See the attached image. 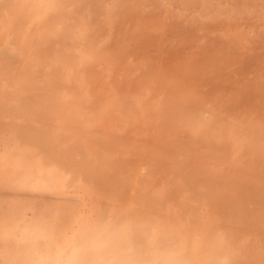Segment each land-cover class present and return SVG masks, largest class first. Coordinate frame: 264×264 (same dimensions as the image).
<instances>
[{"label": "rangeland", "instance_id": "obj_1", "mask_svg": "<svg viewBox=\"0 0 264 264\" xmlns=\"http://www.w3.org/2000/svg\"><path fill=\"white\" fill-rule=\"evenodd\" d=\"M29 1L0 0V264L29 204L72 228L145 220L135 243L172 264H264V0H109L97 32L89 0ZM42 3L58 37L27 73ZM41 151L74 179L24 164Z\"/></svg>", "mask_w": 264, "mask_h": 264}, {"label": "bare ground", "instance_id": "obj_2", "mask_svg": "<svg viewBox=\"0 0 264 264\" xmlns=\"http://www.w3.org/2000/svg\"><path fill=\"white\" fill-rule=\"evenodd\" d=\"M40 1L51 2L54 0ZM151 1L156 8L171 10V8L175 6L173 5L174 0ZM31 2L32 0L27 3L28 6ZM88 2L93 11L97 9L98 11H102L105 5L109 4V0H101L99 4H96L94 0H89ZM42 6L46 9L39 7L41 10L40 13L38 10H28L27 12L29 17H33L31 20L27 21L25 25L26 32L23 36L24 38L22 37V40L26 41L30 46L28 54L25 53L27 48L24 47V44H19L21 51L20 56L27 62V73L30 71L32 73L34 72L35 67H37L35 63L36 57H38L37 54H41L39 53V49L45 41H50V37L54 35V29L50 24V20H53L51 12L48 11V6H45L43 3ZM86 6L87 4H84L75 8V13H81L85 10ZM114 9L115 8L111 9L112 12H115ZM121 9L123 10V8ZM181 9L184 14L187 12V7L184 8L182 6ZM0 18H2V14H0ZM185 23L186 22H183L182 24ZM61 25L64 27L65 23ZM78 35V31H76L73 37H70L75 47L79 46V44L74 41L79 38ZM179 49L182 53L183 51L186 52L187 46L183 44ZM24 53L26 55H23ZM104 68L106 69L107 75L111 74L109 71H112V69ZM69 74L70 78H72V75L74 76V73L69 72ZM64 78H67V76H64ZM84 93H87V91H84ZM6 133L10 134L8 131H6ZM44 156L47 155H45V153L43 154L41 151L40 154L25 160L24 164L32 171L49 169L56 175L64 177V182L74 179L73 175L75 171L66 168L64 163L60 165L61 163H59L57 159H54L56 162L45 163L42 161ZM146 171L147 167L142 166L140 172L145 173ZM32 191L49 194L51 197L58 200L64 199L62 196H54L45 183L37 190L33 189ZM76 196L79 197L78 192L74 195V197ZM29 207L34 211L33 217L28 218V222H31V227H24L22 229L19 226H17V228L14 226L9 232L5 233L4 239L11 245V248L5 249L4 253L6 254L4 255L11 258L10 264H172V260H170L168 254L160 258H156L153 255V252L157 251L158 248L152 249V245L143 246L135 243V241H137L135 240L136 231L141 228L144 230L147 229L144 225L146 223L145 220L143 221L144 223L138 224L140 221H136L135 219H123L121 221H116V223L112 225H106L104 229L99 221L93 223L84 222L81 225L79 224L77 228H72V225L78 221L79 215H76L75 218H72L71 221L66 222V224L59 225V223L54 221L52 216L50 217L51 219L48 217L43 219L40 218L33 204H29ZM67 223L71 224L69 225ZM71 228L72 232L69 234L67 231ZM19 232H21V234L18 236ZM170 238H172V236L168 235V238L164 240L169 241ZM41 240L42 242H40ZM10 241L12 242L9 243ZM3 242V245L7 244L5 241ZM30 245L34 247H30ZM12 246H17L22 249L16 254ZM174 253L175 251L171 252V254ZM226 259L227 255L222 254L221 257H216L213 260V264L224 263Z\"/></svg>", "mask_w": 264, "mask_h": 264}, {"label": "crops", "instance_id": "obj_3", "mask_svg": "<svg viewBox=\"0 0 264 264\" xmlns=\"http://www.w3.org/2000/svg\"><path fill=\"white\" fill-rule=\"evenodd\" d=\"M94 2L96 3V4H99L100 2H101V0H94ZM100 14H102V11H100ZM98 15H99V11H98V9H97V12H96V15L95 16H93V20H92V31L93 32H97L98 30H100V24L102 23V21L98 18ZM100 17H101V15H100ZM7 19V18H6ZM8 21V19L6 20V22ZM79 30H81V28H80V26H79ZM80 32V31H79ZM80 35H81V33H79ZM79 36V35H78ZM57 37L58 36H55V32H54V35L52 36V37H50V41H45L43 44H42V46H41V48L39 49L40 51H39V53H41V54H37L38 55V57H36V61H35V63L37 64V65H40L41 63H44L45 62V56H46V49H48L47 47H49L50 45H52L53 44V42H55V41H57ZM80 37V36H79ZM106 42V44L108 45V33L106 34V39L105 40H103V42ZM114 43H115V41H114ZM38 52V51H37ZM72 71V70H71ZM70 71V72H71ZM96 72H97V74H99L101 77H104V73H103V69H102V67H101V65L99 66V68L96 70ZM72 73V72H71ZM119 74L116 70H113L112 69V72H111V74H109V75H107L106 74V70H105V78H110V77H112V75L113 74ZM71 77H73V75L71 76ZM69 78H70V74H69Z\"/></svg>", "mask_w": 264, "mask_h": 264}]
</instances>
